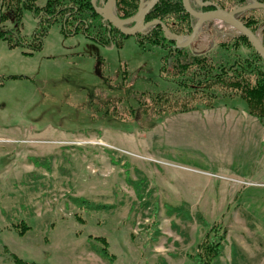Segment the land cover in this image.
<instances>
[{"label":"rangeland","instance_id":"rangeland-1","mask_svg":"<svg viewBox=\"0 0 264 264\" xmlns=\"http://www.w3.org/2000/svg\"><path fill=\"white\" fill-rule=\"evenodd\" d=\"M107 2L92 4L111 27L96 9ZM246 16L259 22L250 30L264 45V7ZM63 21L64 13L33 54L0 39V264H14L12 254L37 264H113L100 237L116 264H198L199 242L220 227L227 240L213 264H264V130L256 126L264 122L233 91L220 92L213 109L143 115L139 100L159 103L160 93L193 103L161 76L167 50L137 46L135 35L151 28L125 25L134 35L105 47L64 35ZM37 25L24 9L21 25L1 27L30 38ZM241 35L211 19L182 48L224 65L253 61L245 40L234 44ZM22 221L30 226L23 234Z\"/></svg>","mask_w":264,"mask_h":264},{"label":"trees","instance_id":"trees-1","mask_svg":"<svg viewBox=\"0 0 264 264\" xmlns=\"http://www.w3.org/2000/svg\"><path fill=\"white\" fill-rule=\"evenodd\" d=\"M38 1L0 0L1 40L7 41L11 47L19 45L28 47L30 50L26 54L41 51L49 29L57 24L58 17L63 13L64 21L61 23V32L66 36L83 33L87 38L105 47H121L123 40L128 38L115 27L105 25L103 17L95 11L92 0H69V3H66V0H47L43 7L37 5ZM204 1L213 2L224 9L248 4V0H233L230 2L233 6L227 7L223 0ZM258 1L264 2V0ZM138 3L139 0H116L118 15L122 18L132 16L137 11ZM24 9L30 10L38 23L30 38L21 35L20 27H1L3 23L14 20L21 25ZM206 9L209 8L206 7ZM248 11L239 12L237 17L255 33L260 24L253 17L246 16ZM152 19H160L171 32L180 35L190 34L195 25V19L185 10L182 0H160L148 15V20ZM71 22H75L72 30L68 28ZM240 40H245V43L253 48L255 60L247 59L245 63L237 61L235 64L224 65L212 62L206 53L196 54L190 48L177 46L175 39L166 36L159 24L151 27L148 32L135 35L137 46L144 52L157 47L167 50V54L161 58V76L167 81L176 82L178 91L183 95L186 94L185 96L193 101L191 103L184 100L177 94L160 93L159 103L154 100V103L146 105V101L139 100L142 106L141 113L143 115L153 113V117H160L164 113L213 109L216 107L220 92L233 91L235 96L245 101L248 114L264 122V58L257 53L245 35L235 39L234 44L239 45ZM168 69L172 71L168 72ZM20 225L22 227L19 231L22 234L30 229L25 221H22ZM227 234L228 230L223 227L209 230L197 246L198 259H195L197 263L213 264V260L221 255ZM100 238L105 243L103 253L108 255L113 264H116L115 255L108 250L107 239ZM12 259L14 264H37L16 254H12Z\"/></svg>","mask_w":264,"mask_h":264},{"label":"water","instance_id":"water-1","mask_svg":"<svg viewBox=\"0 0 264 264\" xmlns=\"http://www.w3.org/2000/svg\"><path fill=\"white\" fill-rule=\"evenodd\" d=\"M93 3L95 0H92ZM112 1L113 0H108V2L105 4V7L102 9H99L96 7V9L105 16V19H107L116 29L120 30L123 34L125 35H134V32H132V28H127L125 25L136 23L135 26H140V29H138L140 32L144 31L150 26L157 24H160L162 28L164 29L165 33L173 38L176 39L177 44L181 47H186L188 46L191 42L192 39L194 38L196 34V27L201 24L204 21L211 20V19H218L225 21L234 27H236L243 35H245L254 49L257 51V53L264 58V45L258 40L256 35L250 30V28L244 24L238 17L237 14L242 11H246L255 7H264V2H259L258 0H250L253 3L237 7L232 10H226L223 9L222 7L215 5L212 2H204L202 0H196V2L200 5V7H206V6H214V9L206 10V11H196L190 6V3L188 0H183L184 6L186 10L195 18L198 19L196 25L194 26L193 32L188 35L190 36V40L186 42L185 44L180 43V39L182 36L178 34H174L170 32L166 25L158 19H155L153 21H150L148 23H145L146 16L150 9L159 1V0H149L148 4L146 7H144V0H141L139 10L137 14L131 18L127 19H121L117 17L113 10H112Z\"/></svg>","mask_w":264,"mask_h":264},{"label":"flooded vegetation","instance_id":"flooded-vegetation-1","mask_svg":"<svg viewBox=\"0 0 264 264\" xmlns=\"http://www.w3.org/2000/svg\"><path fill=\"white\" fill-rule=\"evenodd\" d=\"M100 1H102V0H100ZM105 1V0H104ZM148 1L149 0H144V7H146L147 6V4H148ZM160 1V0H159ZM158 1V2H159ZM189 1V3H190V6L193 8V9H195L196 11H206V10H210V9H214V6H206V7H208L209 9H206V7H200V5L196 2V0H188ZM191 1H193V2H196L197 3V6L199 7H197V6H194V4L193 3H191ZM202 1H204V0H202ZM140 2H141V0H139V3H138V7H137V11L132 15V16H130V17H127V18H131V17H133V16H135L136 14H137V12H138V10H139V6H140ZM158 2L156 3V4H158ZM182 2H183V0H182ZM204 2H210V1H204ZM213 3V2H212ZM156 4L150 9V11L156 6ZM215 4V3H214ZM114 5H115V7H116V10H117V5L115 4V2H114ZM215 5H217V4H215ZM183 6H184V2H183ZM219 6V5H218ZM184 8H185V6H184ZM185 10H186V8H185ZM150 11L148 12V14H147V16H146V19H145V23H148V22H150V21H153V20H155V19H152V20H148V15L150 14ZM187 11V10H186ZM188 12V11H187ZM243 12V11H242ZM189 13V12H188ZM190 14V13H189ZM191 15V14H190ZM192 16V15H191ZM193 18H194V16H192ZM120 18H122V17H120ZM127 18H123V19H127ZM158 20H160V19H158ZM163 22V21H162ZM164 23V22H163ZM196 23L197 22H195V25H196ZM165 24V23H164ZM155 25H158L157 23L155 24ZM155 25H153V26H155ZM160 25V24H159ZM166 25V24H165ZM194 25V26H195ZM153 26H150V27H148V29H150L151 27H153ZM161 26V25H160ZM162 27V26H161ZM167 27V26H166ZM163 29V28H162ZM167 29H168V27H167ZM193 29H194V27H193ZM169 30V29H168ZM163 31H164V29H163ZM170 31V30H169ZM171 32V31H170ZM192 32H193V30H192ZM191 32V33H192ZM164 33H165V31H164ZM172 33H174V32H172ZM190 33V34H191ZM174 34H177V33H174ZM165 35L166 36H168L166 33H165ZM178 35H180V34H178ZM185 35H187V34H185ZM185 35H180V36H185ZM178 46V45H177ZM180 47V46H179Z\"/></svg>","mask_w":264,"mask_h":264},{"label":"bare ground","instance_id":"bare-ground-1","mask_svg":"<svg viewBox=\"0 0 264 264\" xmlns=\"http://www.w3.org/2000/svg\"><path fill=\"white\" fill-rule=\"evenodd\" d=\"M205 23V21L204 22H202L201 24H199L197 27H196V34H195V36H194V38L192 39V40H194V39H196V37L198 36V33L202 30V26H203V24ZM188 38V39H187ZM190 40V36H182V38L180 39V43H186V42H188Z\"/></svg>","mask_w":264,"mask_h":264},{"label":"crops","instance_id":"crops-1","mask_svg":"<svg viewBox=\"0 0 264 264\" xmlns=\"http://www.w3.org/2000/svg\"><path fill=\"white\" fill-rule=\"evenodd\" d=\"M207 110H208V109H207ZM203 111H204V110H203ZM250 117H251V116H249V117H247V118H250ZM252 118H253V117H252ZM251 121H252L253 124H257V123H259V122H257V121H253V120H251ZM256 122H257V123H256ZM256 126H258L260 129L262 128V130H264L262 124L259 123V125H256Z\"/></svg>","mask_w":264,"mask_h":264},{"label":"built area","instance_id":"built-area-1","mask_svg":"<svg viewBox=\"0 0 264 264\" xmlns=\"http://www.w3.org/2000/svg\"><path fill=\"white\" fill-rule=\"evenodd\" d=\"M232 180H234L235 182L242 183V184H245V183H247L246 181H243V180H238V179H232Z\"/></svg>","mask_w":264,"mask_h":264}]
</instances>
